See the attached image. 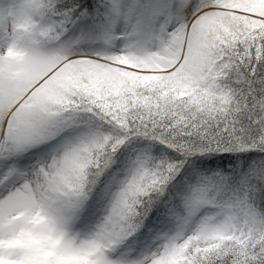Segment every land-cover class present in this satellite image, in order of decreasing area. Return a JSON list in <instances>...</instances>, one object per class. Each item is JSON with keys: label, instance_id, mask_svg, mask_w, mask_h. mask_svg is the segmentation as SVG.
<instances>
[{"label": "snow or ice", "instance_id": "obj_1", "mask_svg": "<svg viewBox=\"0 0 264 264\" xmlns=\"http://www.w3.org/2000/svg\"><path fill=\"white\" fill-rule=\"evenodd\" d=\"M0 264H264V0H0Z\"/></svg>", "mask_w": 264, "mask_h": 264}]
</instances>
